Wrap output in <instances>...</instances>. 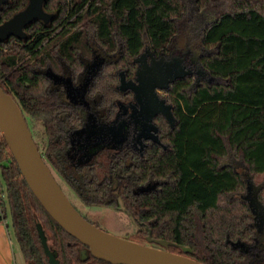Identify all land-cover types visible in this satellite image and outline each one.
I'll use <instances>...</instances> for the list:
<instances>
[{"label":"trees","instance_id":"1","mask_svg":"<svg viewBox=\"0 0 264 264\" xmlns=\"http://www.w3.org/2000/svg\"><path fill=\"white\" fill-rule=\"evenodd\" d=\"M27 2L7 0L0 7V22L22 10ZM43 6L49 22L33 24V40L22 49L0 48V79L4 77L0 85L35 119H47L48 111L34 103L30 65L14 68L22 57L16 52L34 50L60 26L56 48L61 53L82 50L87 37L92 36L105 51L121 48L125 57H131L146 43L153 51L165 50L177 23L194 13L201 20L199 38L207 49L205 58L222 54L230 60V70L225 77H218V84L226 91H233L236 85L264 87V0H46ZM47 28L51 29L41 32ZM225 44L232 45L230 52H222ZM190 83L187 76L178 79L170 92L189 97L193 91L188 90ZM176 115L177 125L167 130L170 148L153 145L146 170L136 173L138 180L153 179L159 184L155 191L142 194L149 199L141 208L131 210L132 214L137 220L147 214L153 237L168 241L171 252L204 264H264V252L241 247L250 246L256 233L248 204L240 197L245 183L238 168H245L253 181L254 175L244 161L243 150L231 141L225 127L224 103L201 104L194 119L183 112ZM45 126L49 128L50 123ZM195 148L200 154L190 158ZM0 183L6 190L0 221L10 215L13 237L27 264H49L39 226L60 264H110L94 258L86 245L45 211L24 181L1 133Z\"/></svg>","mask_w":264,"mask_h":264},{"label":"flooded vegetation","instance_id":"2","mask_svg":"<svg viewBox=\"0 0 264 264\" xmlns=\"http://www.w3.org/2000/svg\"><path fill=\"white\" fill-rule=\"evenodd\" d=\"M45 1L41 6L39 16L16 34L0 41V48L4 51L10 47L22 49L26 42L35 38L33 35L30 36L33 24L38 20H42L45 24L49 22L47 19L49 14L43 6ZM6 20L1 21L0 24ZM200 22V16L194 13L189 14L177 23V31L165 50L153 51L146 43L140 52L131 57H125L126 54L121 48L112 52L105 51L92 36L87 37V43L82 50L61 53L56 48V35L63 28L60 26L53 30L34 50L29 52L18 50L16 55H22V57L14 66L17 68L23 63L30 65L29 70L33 75L34 89L36 90L34 103L38 109L40 106L46 107L47 119H35L31 114L24 112L13 95L8 93L18 104L26 122L29 118L42 124L43 137L39 142L34 141L56 181L58 182L60 179L65 182L84 205L108 207L114 213H124L137 224L134 234L140 235V240L144 241L140 243L158 248L163 247L155 242L147 241L149 234L152 239H158L153 237L152 230L147 223V214L142 216L143 220H137L132 211L141 208L142 202L149 199L142 194L155 191L159 181L138 180L136 173L142 169L146 170L145 165L153 145L162 150L170 148L167 130L175 128L178 123L176 114L183 112L176 101L177 94L181 92L175 94L170 92L171 86L178 79L170 82L167 89L155 88V97L147 93L146 86L135 91L132 84L135 86L138 83L136 72L138 68H141V65H150L153 60H159L160 57L165 60L179 58L181 64L191 70V74L187 76L191 79L188 90H194L204 82L209 83L216 80L202 61L207 49L200 42ZM50 29L47 28L41 32ZM64 55L71 56L68 58ZM77 61L86 65V78L80 88H73L71 81L57 75L54 69L62 67L67 72L69 65ZM102 64H110L119 69L121 81L119 90L132 96V101L128 105H121L116 120L111 124L98 122V115L87 110L88 106L83 98L88 82ZM3 79L4 77L0 79V82ZM46 81H51L47 87L44 86ZM161 99H164L165 105H170L175 118L173 127L169 125L166 117L160 111L163 108L159 101ZM46 120L50 123L49 128L45 126ZM240 168L243 167H239L238 170ZM154 181L158 182L155 188L149 191L140 190L148 182L152 184ZM261 191L258 193V198L264 204L260 198ZM245 193L246 187L240 197ZM251 215L256 235L250 246L241 245V247L244 251L264 252V234L257 231V221L253 214ZM91 223L99 227L96 222ZM167 249H169V245Z\"/></svg>","mask_w":264,"mask_h":264},{"label":"water","instance_id":"3","mask_svg":"<svg viewBox=\"0 0 264 264\" xmlns=\"http://www.w3.org/2000/svg\"><path fill=\"white\" fill-rule=\"evenodd\" d=\"M7 0H0V7ZM45 0H29L25 9L15 13L0 24V41L16 34L24 26L34 21L40 14ZM191 74V70L181 64V59L153 60L143 64L136 72L135 91L147 87V93L156 96L155 88L167 89L170 82ZM131 85V84H130ZM153 97V98H154ZM155 101V99H154ZM161 113L173 127L175 118L170 105L164 104ZM0 132L15 159L18 169L28 188L50 215V217L67 233L86 245L90 254L110 264H204L188 256L171 252L167 249L169 242L162 239H152L163 248L143 244L135 240L125 239L95 226L84 218L73 206L56 181L49 167L42 159L37 145L28 128L25 117L13 97L0 86ZM157 141V140H155ZM246 187V193L241 195L257 221V231L264 234V204L258 198V193L264 188V181L256 185L245 168H240ZM158 182L141 188V191L151 190ZM39 238L49 264H60L57 257L49 249L41 227H38Z\"/></svg>","mask_w":264,"mask_h":264},{"label":"rangeland","instance_id":"4","mask_svg":"<svg viewBox=\"0 0 264 264\" xmlns=\"http://www.w3.org/2000/svg\"><path fill=\"white\" fill-rule=\"evenodd\" d=\"M231 50V44L222 46L223 53ZM202 61L216 80L209 82V85L206 82L202 83L191 92L189 97L183 92L178 93L177 105L190 119H194L199 114L201 104L210 101L223 102L226 109L225 127L231 133V141L243 150L244 161L254 175V182L260 184L264 181V87L236 85L233 91H226L218 84V77H225L230 70L228 57L221 54L218 58H204ZM192 122L193 120L190 121L193 125ZM27 125L33 139L39 142L43 137L42 124L27 118ZM187 148L188 145L184 152L188 150ZM199 154V149L195 148L191 151L190 158H197ZM58 182L67 198L87 220L96 222L102 230L118 237L144 242L140 240V235L134 234L137 224L124 213H114L108 207L84 205L65 182L60 179ZM260 198L264 201V188ZM6 223L11 234L15 264H27L13 237L10 215L7 216Z\"/></svg>","mask_w":264,"mask_h":264},{"label":"clouds","instance_id":"5","mask_svg":"<svg viewBox=\"0 0 264 264\" xmlns=\"http://www.w3.org/2000/svg\"><path fill=\"white\" fill-rule=\"evenodd\" d=\"M54 71L69 79L73 88H80L86 78V65L78 61L70 64L67 72L62 67H56ZM50 83L51 81H46L44 86L47 87ZM120 83L119 69L110 64H102L88 82L83 98L88 106L87 110L98 115V122L111 124L116 120L121 105H128L132 101L130 94L119 90Z\"/></svg>","mask_w":264,"mask_h":264},{"label":"crops","instance_id":"6","mask_svg":"<svg viewBox=\"0 0 264 264\" xmlns=\"http://www.w3.org/2000/svg\"><path fill=\"white\" fill-rule=\"evenodd\" d=\"M0 264H15L11 234L4 221H0Z\"/></svg>","mask_w":264,"mask_h":264},{"label":"built area","instance_id":"7","mask_svg":"<svg viewBox=\"0 0 264 264\" xmlns=\"http://www.w3.org/2000/svg\"><path fill=\"white\" fill-rule=\"evenodd\" d=\"M1 133V132H0ZM6 197V190L5 187L0 183V213L2 214V206L1 201ZM6 222V220H3Z\"/></svg>","mask_w":264,"mask_h":264}]
</instances>
